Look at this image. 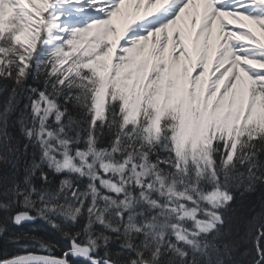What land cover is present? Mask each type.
Here are the masks:
<instances>
[{
	"label": "snow or ice",
	"instance_id": "snow-or-ice-1",
	"mask_svg": "<svg viewBox=\"0 0 264 264\" xmlns=\"http://www.w3.org/2000/svg\"><path fill=\"white\" fill-rule=\"evenodd\" d=\"M0 264H264V0H0Z\"/></svg>",
	"mask_w": 264,
	"mask_h": 264
},
{
	"label": "rangeland",
	"instance_id": "rangeland-1",
	"mask_svg": "<svg viewBox=\"0 0 264 264\" xmlns=\"http://www.w3.org/2000/svg\"><path fill=\"white\" fill-rule=\"evenodd\" d=\"M230 23H232V22H230Z\"/></svg>",
	"mask_w": 264,
	"mask_h": 264
}]
</instances>
